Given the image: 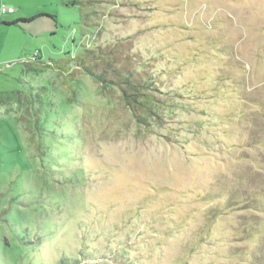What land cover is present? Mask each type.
Returning <instances> with one entry per match:
<instances>
[{
  "label": "rangeland",
  "instance_id": "374dc122",
  "mask_svg": "<svg viewBox=\"0 0 264 264\" xmlns=\"http://www.w3.org/2000/svg\"><path fill=\"white\" fill-rule=\"evenodd\" d=\"M2 5L0 264H264V0ZM120 38L174 99L147 126L46 68Z\"/></svg>",
  "mask_w": 264,
  "mask_h": 264
},
{
  "label": "trees",
  "instance_id": "16d2710c",
  "mask_svg": "<svg viewBox=\"0 0 264 264\" xmlns=\"http://www.w3.org/2000/svg\"><path fill=\"white\" fill-rule=\"evenodd\" d=\"M49 17L39 15L3 24L22 25ZM133 45L132 38H120L103 47H82L73 57L49 60L46 68L58 74L85 75L104 89L117 90L122 103L130 110L136 122L147 126L149 121L160 118L158 111L162 110V105L174 99L171 94L160 89L164 85L161 79L164 74L161 71L155 72V64L159 63L157 57L147 59L140 55L139 50L135 51ZM33 59L35 61L37 57Z\"/></svg>",
  "mask_w": 264,
  "mask_h": 264
},
{
  "label": "built area",
  "instance_id": "2783aa9c",
  "mask_svg": "<svg viewBox=\"0 0 264 264\" xmlns=\"http://www.w3.org/2000/svg\"><path fill=\"white\" fill-rule=\"evenodd\" d=\"M0 13L1 14H10L13 13V9L12 8H6L5 6H1L0 7Z\"/></svg>",
  "mask_w": 264,
  "mask_h": 264
},
{
  "label": "crops",
  "instance_id": "0c3cea01",
  "mask_svg": "<svg viewBox=\"0 0 264 264\" xmlns=\"http://www.w3.org/2000/svg\"><path fill=\"white\" fill-rule=\"evenodd\" d=\"M13 12H14V10H13ZM4 15H6V14H4Z\"/></svg>",
  "mask_w": 264,
  "mask_h": 264
}]
</instances>
